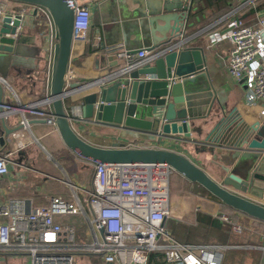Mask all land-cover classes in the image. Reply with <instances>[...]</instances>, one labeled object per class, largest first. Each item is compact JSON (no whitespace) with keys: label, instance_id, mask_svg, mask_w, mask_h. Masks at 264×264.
I'll use <instances>...</instances> for the list:
<instances>
[{"label":"crops","instance_id":"0c3cea01","mask_svg":"<svg viewBox=\"0 0 264 264\" xmlns=\"http://www.w3.org/2000/svg\"><path fill=\"white\" fill-rule=\"evenodd\" d=\"M169 2L178 4V0ZM263 2L264 0L260 3ZM165 3L166 0H91L89 5L93 17L88 41L73 44L68 67V86H81L107 74L108 70H116L117 67L111 65L117 61L126 63L125 59L119 58L110 50L112 47L122 46L131 51L147 49L158 43L164 35L170 34L178 26L171 16H179L181 10H166ZM232 3L231 1L228 5L232 6ZM226 6L225 1L194 0L189 26L182 29L186 36L195 37L190 44L205 48L209 80L222 98L221 105L216 102L217 109L211 115L214 122L225 112L231 117V121L250 125L259 120V107L247 103L244 86L229 72L228 59L232 42L224 39L214 43L213 37L228 31L227 24L233 16L249 19L256 11L264 13V7L239 10L233 14V6L230 12L222 16ZM21 8L22 5L16 1L0 0V14L6 11L19 13ZM169 16L166 22L164 18ZM25 21L18 30L17 53L11 60L0 64L3 72L1 74L0 71V76L3 75L9 84L4 101L15 106H39L46 109L48 106L43 101L50 94L52 67L41 29L38 25L34 26L31 18ZM80 89L81 87L72 89V94L64 102L67 107L76 104L81 113L83 97L95 89L79 91ZM25 115L31 120H40L32 112L25 111ZM22 118L23 112L20 110L6 116L8 128L17 127ZM203 122L196 121V125ZM73 126L85 140L102 147L118 144L123 147H164L182 152L205 168L216 180H220L224 174L222 166L232 167L236 160L233 157L234 148L229 143L219 142L214 138L207 139L206 134L211 124L204 126L202 133L193 132L192 139L185 138L182 134L160 138L149 132L115 128L100 122H74ZM7 153H11L10 171L0 177V198L12 210L22 208L29 212L36 206L47 205L54 196L73 200L72 189L64 182L67 179L80 187L92 186L94 167L71 150L65 144L58 127L48 122L34 121L28 127L6 135L0 119V154ZM252 162L248 159L245 164ZM240 170L244 175L245 170ZM179 176V190L172 189L170 183L174 216L167 223L173 235L177 233L188 239L183 229L201 226L199 241L194 244L222 246L220 264H264V249L261 248L264 245V221L239 212L210 194L201 193L200 185L192 183L182 174ZM187 190L189 195H186ZM242 194L264 204V194L259 191ZM221 214L228 215L233 222L240 224L242 231H236L232 223L223 221ZM58 219L63 223H75L82 230L81 223L84 222L81 216H61ZM215 221L216 226L213 224H216ZM7 256L0 255V264H10ZM25 256L13 258L16 260L15 264H29ZM175 257L173 253L161 251L152 255V264H177Z\"/></svg>","mask_w":264,"mask_h":264},{"label":"water","instance_id":"95a60500","mask_svg":"<svg viewBox=\"0 0 264 264\" xmlns=\"http://www.w3.org/2000/svg\"><path fill=\"white\" fill-rule=\"evenodd\" d=\"M14 1L43 6L53 18L57 43L50 94L43 104L51 105L56 125L71 150L86 159L108 164L167 163L227 206L264 221V204L242 194L247 191L264 194V125L237 124L225 112L216 122L212 119L211 115L217 109L216 102L221 105L222 98L209 80L204 46L190 44L195 37L186 36L182 29L189 26L194 0H178V4L166 0L164 9L181 10L179 16H171L178 26L147 48L149 56L144 61H117L111 65L117 67L116 70H108L107 74L81 86L67 84L75 17L74 8L68 0ZM169 18L165 17L164 20L168 22ZM24 19L20 13L6 11L0 14V64L11 60L17 53L16 34ZM128 51L137 53L140 50ZM1 77L4 78L3 75ZM77 87H81L79 91L95 89L83 97L81 113L76 104L67 107L64 102L72 94L70 91ZM6 89L7 84L0 80V119L5 134L9 135L24 126L19 124L15 128H8L6 124V116L15 113L3 107L8 104L4 101ZM22 108L28 112L42 110L39 106ZM39 119H30L29 124L34 121L47 122L45 118ZM199 120L204 122L196 125ZM74 122L106 123L115 128L149 132L160 138L182 134L188 139H192L193 132L202 133L204 126L211 124L207 139L229 143L234 148L233 157L236 160L232 167L222 166L224 174L220 180H216L189 156L170 148L123 147L118 144L102 147L92 144L75 130ZM1 139L4 140V137ZM248 159L253 162L246 165ZM242 168L244 175L240 170Z\"/></svg>","mask_w":264,"mask_h":264},{"label":"built area","instance_id":"2783aa9c","mask_svg":"<svg viewBox=\"0 0 264 264\" xmlns=\"http://www.w3.org/2000/svg\"><path fill=\"white\" fill-rule=\"evenodd\" d=\"M90 1L68 0L75 12L73 44L88 41L93 17ZM261 1L239 0L232 12L256 9ZM18 3L22 5L19 13L25 17L19 29L27 18L38 25L52 67L57 37L50 12L40 5ZM227 26V32L213 37L214 43L224 39L232 42L229 72L244 86L247 103L259 107V120L255 123L264 125V13L256 11L249 19L233 16ZM110 50L128 62L139 63L149 56L147 49L133 53L118 46ZM0 80L9 88L6 79L0 76ZM46 106L29 112L57 126L51 105ZM3 107L7 111H22L21 124L24 128L29 126L31 118L25 115L23 106L8 103ZM10 154H0V177L10 171ZM86 162L95 169L92 186L84 188L65 180L73 192L71 201L54 196L47 205L28 212L22 208L12 210L0 198V255H27L29 264H93L91 257L96 259L95 264H152V255L164 251L175 254L177 264H220L222 246L179 241L168 227V219L174 216L170 178L176 170L171 165L108 164L92 159ZM77 215L84 224L85 220L89 222L92 238L79 240L78 226L58 219ZM220 218L232 223L236 231H242L243 227L228 215L221 214Z\"/></svg>","mask_w":264,"mask_h":264},{"label":"trees","instance_id":"16d2710c","mask_svg":"<svg viewBox=\"0 0 264 264\" xmlns=\"http://www.w3.org/2000/svg\"><path fill=\"white\" fill-rule=\"evenodd\" d=\"M211 1L212 0H208V2H211ZM217 1H225L227 3V6L224 8L225 10L222 12V16H224L225 14H227L228 12H230V10H232V7L233 6L235 7V6L238 5V3H236L237 0H217ZM231 1L233 2L232 3L233 4L232 6L228 5ZM263 7H264V2L263 3H260L257 8L260 9V8H263ZM198 11H200V9ZM200 187H201V189H200V192L201 193L212 195L205 188H203L202 186H200ZM213 224H214V226H216L217 225V222H216V224L215 223H213ZM199 227H201V226H199ZM199 227H192V228L185 227L183 229V233L184 232L187 233V235L189 237L188 239L187 238L185 239V236L182 237V236H180L177 233L176 234L174 233V237L177 238L179 241H182V242H185V243H197L199 241L198 237L201 235V233H200L201 231H200Z\"/></svg>","mask_w":264,"mask_h":264},{"label":"rangeland","instance_id":"374dc122","mask_svg":"<svg viewBox=\"0 0 264 264\" xmlns=\"http://www.w3.org/2000/svg\"><path fill=\"white\" fill-rule=\"evenodd\" d=\"M38 20V18H37ZM180 173L179 172H175L171 175V187L172 189L173 188H176L177 190H179V188L181 187L180 186ZM189 190H187L186 192V195H189ZM81 226H82V230L79 231V235H78V239L79 240H82V239H85L87 240L88 237H91L92 238V234H91V227H90V224L89 222H87V220H85V224L84 223H81ZM90 232V233H89ZM89 233V235H88ZM99 236L100 238H102L101 234L99 233ZM7 260L9 261L10 260V264H15L16 260L13 259V258H16L15 255H11V254H7ZM27 258V260H29V257L28 256H25ZM12 260V261H11ZM20 261H23V260H20ZM96 259L94 257H91V263L95 264ZM9 264V263H8Z\"/></svg>","mask_w":264,"mask_h":264}]
</instances>
